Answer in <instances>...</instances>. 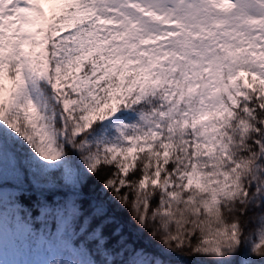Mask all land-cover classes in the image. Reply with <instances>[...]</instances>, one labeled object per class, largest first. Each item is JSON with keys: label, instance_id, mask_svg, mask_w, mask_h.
Wrapping results in <instances>:
<instances>
[{"label": "snow or ice", "instance_id": "snow-or-ice-1", "mask_svg": "<svg viewBox=\"0 0 264 264\" xmlns=\"http://www.w3.org/2000/svg\"><path fill=\"white\" fill-rule=\"evenodd\" d=\"M41 252L264 264V0H0V264Z\"/></svg>", "mask_w": 264, "mask_h": 264}, {"label": "rangeland", "instance_id": "rangeland-1", "mask_svg": "<svg viewBox=\"0 0 264 264\" xmlns=\"http://www.w3.org/2000/svg\"><path fill=\"white\" fill-rule=\"evenodd\" d=\"M50 258V255H38V258L35 259V264H43L44 261L48 260ZM28 259V258H27Z\"/></svg>", "mask_w": 264, "mask_h": 264}, {"label": "trees", "instance_id": "trees-1", "mask_svg": "<svg viewBox=\"0 0 264 264\" xmlns=\"http://www.w3.org/2000/svg\"><path fill=\"white\" fill-rule=\"evenodd\" d=\"M122 216L127 219V213H122ZM255 231V229H253ZM184 264H198V262L193 258L184 262Z\"/></svg>", "mask_w": 264, "mask_h": 264}]
</instances>
